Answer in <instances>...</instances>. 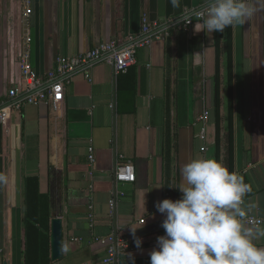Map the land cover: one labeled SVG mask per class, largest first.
Instances as JSON below:
<instances>
[{
    "label": "crops",
    "instance_id": "obj_1",
    "mask_svg": "<svg viewBox=\"0 0 264 264\" xmlns=\"http://www.w3.org/2000/svg\"><path fill=\"white\" fill-rule=\"evenodd\" d=\"M30 1L26 17L25 0H0V100L25 89L26 54L44 79L59 57L141 38L144 17L169 36L139 49L125 74L101 61L77 69L64 78L56 109L24 104L0 126V264L25 263L28 177L49 193L51 221H63L64 256L51 264H264V225L244 223L264 218V0L232 11L231 171L225 150L216 164L211 117L206 151L199 137V117L213 105L216 54L212 13L195 14L210 0ZM126 161L136 180L117 183ZM120 240L132 248L105 263Z\"/></svg>",
    "mask_w": 264,
    "mask_h": 264
},
{
    "label": "built area",
    "instance_id": "obj_2",
    "mask_svg": "<svg viewBox=\"0 0 264 264\" xmlns=\"http://www.w3.org/2000/svg\"><path fill=\"white\" fill-rule=\"evenodd\" d=\"M244 0H210V8L197 12L195 18L204 20L206 15L217 11L218 3L229 4L225 10L233 11L236 5H239ZM27 11L25 16L31 15V1L25 0ZM221 6V5H220ZM185 27L193 24V18L187 17L184 21ZM163 26L159 23H152L148 18L143 19V30L141 38H130V43L127 46H121L116 41L103 42L97 45L94 49L84 52L83 54L75 57H59L57 59L56 69L48 73L46 78L40 77L33 69L29 55H25L21 62V74L25 82V89L13 88L8 95V99L0 100V126H6L10 120L13 111L19 110L24 104L30 105H48L52 108H57L65 98V85L64 78L70 73L79 68L85 67L92 62L101 61L113 67L116 74H125L137 63L138 50L149 46L155 40H165L169 36L168 29H162ZM30 41V39H29ZM23 97L22 100H18ZM210 120V112L205 111L199 117L204 127L200 132V139L204 143L203 151L208 148V134L205 125ZM123 159V156H121ZM89 161L95 162L94 148H89ZM206 165L204 163L203 171L206 172ZM115 179L117 183L129 184L134 183L136 180L135 167L131 162H122L117 166ZM114 205V202H110ZM244 223L254 228H260L264 225V218L255 216H248L244 219ZM112 242L113 239L110 238ZM132 245L124 240L117 242V248L111 246L108 249V259L105 263H112L115 256L119 253H125L130 250Z\"/></svg>",
    "mask_w": 264,
    "mask_h": 264
},
{
    "label": "trees",
    "instance_id": "obj_3",
    "mask_svg": "<svg viewBox=\"0 0 264 264\" xmlns=\"http://www.w3.org/2000/svg\"><path fill=\"white\" fill-rule=\"evenodd\" d=\"M212 16L216 73L213 78V105L209 112L216 131V164L220 169L225 150L231 171L234 162L233 13L214 11ZM24 199V264H51L50 195L42 191L39 178L26 179Z\"/></svg>",
    "mask_w": 264,
    "mask_h": 264
},
{
    "label": "water",
    "instance_id": "obj_4",
    "mask_svg": "<svg viewBox=\"0 0 264 264\" xmlns=\"http://www.w3.org/2000/svg\"><path fill=\"white\" fill-rule=\"evenodd\" d=\"M229 4H224L219 7L218 11H224ZM63 242H64V226L63 221L59 218H54L51 221V259L53 262L60 261L63 256Z\"/></svg>",
    "mask_w": 264,
    "mask_h": 264
}]
</instances>
